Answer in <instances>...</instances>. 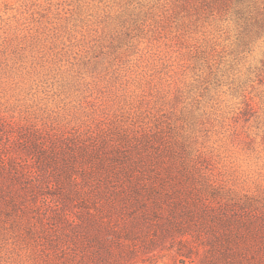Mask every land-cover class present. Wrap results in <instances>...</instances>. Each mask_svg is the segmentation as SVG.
<instances>
[{"label":"rangeland","instance_id":"1","mask_svg":"<svg viewBox=\"0 0 264 264\" xmlns=\"http://www.w3.org/2000/svg\"><path fill=\"white\" fill-rule=\"evenodd\" d=\"M204 2L0 0V151L30 127L155 125L218 186L264 206V25ZM0 215V264H56L34 250L40 233L25 240L26 223ZM81 246L78 264H92ZM132 264L175 262L158 249Z\"/></svg>","mask_w":264,"mask_h":264},{"label":"trees","instance_id":"2","mask_svg":"<svg viewBox=\"0 0 264 264\" xmlns=\"http://www.w3.org/2000/svg\"><path fill=\"white\" fill-rule=\"evenodd\" d=\"M204 3L241 28L264 25V0ZM112 127H30L0 151V210L26 223L25 240L40 233L46 244L34 250L56 264L58 250L63 264H78L81 242L92 264H132L158 249L175 264H264V206L218 186L155 125Z\"/></svg>","mask_w":264,"mask_h":264}]
</instances>
